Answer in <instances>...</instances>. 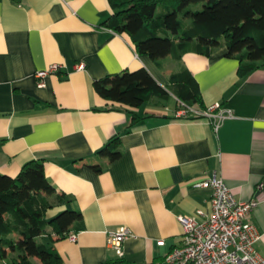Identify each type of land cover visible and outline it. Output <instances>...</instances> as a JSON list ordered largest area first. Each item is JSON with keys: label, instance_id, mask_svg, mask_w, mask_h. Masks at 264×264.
Returning <instances> with one entry per match:
<instances>
[{"label": "crops", "instance_id": "0c3cea01", "mask_svg": "<svg viewBox=\"0 0 264 264\" xmlns=\"http://www.w3.org/2000/svg\"><path fill=\"white\" fill-rule=\"evenodd\" d=\"M112 14L108 0H0V174L16 177L39 161L56 192L71 199L47 218L66 209L81 214L82 230L43 239L59 264H167L182 244L179 217L210 211L211 191L193 183L216 172L237 200H259L248 221L264 259V68L241 77L225 47L210 56L167 57L159 68L127 35L105 26ZM53 64L59 71L38 87L35 73ZM182 67L197 82L203 107L218 103L230 112L217 131L206 117L179 116L181 102L171 94L133 109L103 99L93 86L145 68L167 89ZM107 145L119 158L108 162L99 153ZM121 226L136 238L124 242L119 257L107 239Z\"/></svg>", "mask_w": 264, "mask_h": 264}, {"label": "trees", "instance_id": "16d2710c", "mask_svg": "<svg viewBox=\"0 0 264 264\" xmlns=\"http://www.w3.org/2000/svg\"><path fill=\"white\" fill-rule=\"evenodd\" d=\"M11 1L20 4L23 0ZM108 2L113 14L105 26L127 35L136 53L149 57L159 68L167 57L181 60L186 53L210 56L223 47L227 58L239 62L241 77L264 68V0ZM93 86L103 99L128 108H139L153 99L166 100L171 94L186 107L198 105L203 111L207 110L202 105L197 82L184 67L169 76L167 89L145 68L106 76ZM117 140L116 137L112 141ZM99 153L105 154L108 162L121 155L109 145ZM93 168L101 172L102 166L98 164ZM70 200L56 192L39 161L24 165L16 177L0 174L2 264H59L60 256L43 239L49 237L54 241L82 230V216L66 209L48 219L47 212Z\"/></svg>", "mask_w": 264, "mask_h": 264}, {"label": "built area", "instance_id": "2783aa9c", "mask_svg": "<svg viewBox=\"0 0 264 264\" xmlns=\"http://www.w3.org/2000/svg\"><path fill=\"white\" fill-rule=\"evenodd\" d=\"M79 70L84 68L80 63ZM60 65L53 64L39 70L34 77L38 87H44L47 76L59 71ZM179 116L206 117L215 131L221 123L231 116L223 112L220 105L214 104L205 111L186 107L181 103ZM263 186L260 183L257 189ZM196 189L211 191L210 211H197L193 216L179 217L183 227L182 244L174 248L165 257L167 264H264V259L256 252L255 244L260 235L254 224L248 221L249 216L259 205V200L253 198L247 201L237 200L218 173L193 183ZM77 236L72 234L69 240L74 242ZM136 235L126 227L121 226L108 233V246L122 257L123 244ZM159 244H163L159 241Z\"/></svg>", "mask_w": 264, "mask_h": 264}, {"label": "rangeland", "instance_id": "374dc122", "mask_svg": "<svg viewBox=\"0 0 264 264\" xmlns=\"http://www.w3.org/2000/svg\"><path fill=\"white\" fill-rule=\"evenodd\" d=\"M167 59H168V58H167ZM165 103L167 104V108H168V109L171 108V107L174 105V101H173V99L168 100V101H166Z\"/></svg>", "mask_w": 264, "mask_h": 264}]
</instances>
